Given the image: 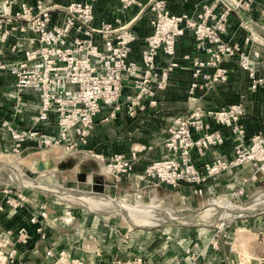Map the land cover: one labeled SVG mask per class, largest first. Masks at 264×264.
Masks as SVG:
<instances>
[{
  "label": "crops",
  "instance_id": "0c3cea01",
  "mask_svg": "<svg viewBox=\"0 0 264 264\" xmlns=\"http://www.w3.org/2000/svg\"><path fill=\"white\" fill-rule=\"evenodd\" d=\"M49 1L63 4L68 0ZM207 1L210 0H165L170 13H192L201 3ZM246 1L249 4L248 10H238L247 20L244 21L237 12L231 9L221 37L236 50L247 52L250 55L254 54L258 61L257 73L264 78V35L259 31L264 22V0ZM119 13L116 0H96L93 7V22L111 21L116 16L125 22L133 15L128 12L125 15L127 17H121ZM1 27L10 31L0 44L1 59L5 62L21 59L23 52L29 47L27 39L33 34L29 31L20 32L18 24L15 25L13 22L11 24L1 22ZM130 27L136 38L129 48L127 58L138 63L140 51L144 46L143 38L151 30L149 14L143 13L138 16ZM31 46H36V42ZM206 48L207 45L196 43L185 31L175 45L174 60L178 67L173 68L169 73L164 88L155 90L150 98H142L143 109L136 110L130 115L126 111V105L133 97L135 90L130 79L124 80L118 98L119 110L115 116L101 120L107 111V108L102 109L97 114L84 142L77 144L74 150H66L63 145L33 149V142L25 141L20 144L22 155L12 153L13 143L3 122L9 121L16 130L30 128L37 117L39 95L30 89L17 92L14 88V77L5 70L0 72V174L3 175V177L0 175V182H4L0 186V234L6 230L15 231L21 227L27 233V239L24 242H17L14 236H11L9 242L6 243L5 248L13 247L16 252L10 264H70L71 259H76L81 264H112L117 254L124 258L139 254L147 264H190L191 261L194 264H264V212L237 219L218 232L204 228H195L196 230L181 228L172 230L174 232L170 235H165L168 232H162L163 229L155 232L147 229H130L126 225L113 219L103 218L91 211L86 212L83 209L65 206L61 203V206L53 205L55 201L44 195L50 191V188H56L45 184H60L65 180L64 183L68 185L85 182L90 183L91 186H103L110 189L115 194V198L123 202L138 205L160 204L164 207L181 208L196 205L203 199L207 200L215 196L234 195L238 187L243 186L246 189L248 184L264 176V174L256 173V179H251L253 167L246 163L222 172L203 183L200 195L192 193V188L188 185L172 189L151 179L139 180L138 176L142 173L144 166L165 153L164 141L167 137V128L171 125L173 118L185 116L194 107L202 110H217L231 103H240L243 108L240 122L244 129L245 141L262 130L264 126V83L251 90L246 73L237 64L236 55L224 57L220 63L227 72L224 82H215L202 88L197 87L189 92V84L193 80L190 60L205 59ZM185 55L189 59H184ZM167 62V56L160 52L157 53L155 63L158 67ZM197 80L201 82L200 79ZM150 99L153 100L152 104L148 103ZM38 125L45 135L55 134L53 115L49 116L46 124ZM210 127L221 133L223 142L205 150L201 155H197L192 150L191 158L196 166L217 156L230 158L232 155V144L237 138L224 127L213 123ZM196 136L197 134H192L193 138ZM133 147L141 148V150L135 153L132 171L128 175L108 174L99 162L87 155V150H91L103 156L113 154L127 156ZM38 151L47 154V176L35 169L20 167L35 178L42 180L41 183L44 184L22 176L17 169L5 163L6 160L15 163L16 158ZM61 165H64V168H61ZM58 166L59 171L56 170ZM27 181L43 187L33 189L35 192L32 194L24 193L29 204L16 209L2 205V190L6 184L25 188L23 184ZM38 203L46 204L50 209H54L53 211L48 209L51 212H47L48 219L43 229V237L35 232L38 222H29L31 216L38 214L36 208ZM87 207L89 206H86V209H89ZM156 209L159 208L156 207ZM66 210L69 211L70 216L64 222ZM151 212L158 214L155 210ZM38 221L40 223L41 220ZM196 223L207 225L205 222ZM163 227L170 229L165 225ZM187 231H191L190 234ZM211 238L215 239V246L208 244ZM187 248L188 253L185 252ZM46 250H50V256L45 254ZM60 250L65 253L62 258L57 257V252ZM176 260L178 263H175Z\"/></svg>",
  "mask_w": 264,
  "mask_h": 264
},
{
  "label": "built area",
  "instance_id": "2783aa9c",
  "mask_svg": "<svg viewBox=\"0 0 264 264\" xmlns=\"http://www.w3.org/2000/svg\"><path fill=\"white\" fill-rule=\"evenodd\" d=\"M116 1L118 11L136 9L125 22L116 16L111 21L94 23L96 0H68L63 4L49 0H0V44L10 32L1 27V22H13L18 24L20 32L33 34L27 39L29 47L21 59L5 62L1 59L0 50V72L5 70L14 77L17 92L30 89L39 95L36 120L25 131L24 137L32 141L35 148L63 145L66 150L76 149L77 144L84 142L102 109L107 108V111L101 120L115 116L119 110L122 82L126 79L131 80L135 90L127 102V113L131 115L136 110H142L141 99L150 98L155 90L164 88L169 73L178 67L174 60L175 45L185 31L196 43L207 45L205 59L190 60L193 80L189 84V92L197 87L224 82L227 72L220 63L224 57L234 55L239 68L246 73L251 90L264 83L263 76L257 73V57L236 50L221 37L231 9L248 10L246 0H210L201 3L192 13H170L165 0ZM143 13L149 14L151 30L143 38L144 46L136 63L127 58L136 38L130 25ZM261 28L264 29V22ZM34 42L36 46H31ZM159 52L168 58V62L160 67L155 63ZM184 59L189 57L185 55ZM148 103L152 104L153 100ZM50 115H53L56 131L54 135H45L38 124H46ZM242 115L241 104L231 103L217 110L194 107L185 116L173 118L164 141L165 153L144 166L139 180L151 179L172 189L188 185L192 193L200 195L203 183L246 163L253 167L250 178L255 180L256 173L264 174V126L245 141L240 122ZM212 123L228 129L237 138L232 144V155L230 158L217 156L196 166L191 158L192 150L201 155L223 142L221 133L211 129ZM6 130L13 140L11 151L18 154L22 136L9 124ZM193 133L197 134L195 138ZM139 150L141 148L133 147L127 156H103L87 150V155L99 162L108 174L128 175L132 171L135 153ZM243 189V186L238 187L235 194L241 195ZM2 192V205L16 209L29 204L27 196L12 186H4ZM36 208L38 214L31 216L29 222H38L35 232L39 235L48 214L43 203H38ZM64 215L63 221L66 222L69 211L66 210ZM38 220H41L40 223ZM11 236L17 242L27 239L26 230L22 227L0 234V264H10L14 260L15 249L5 248ZM208 244L215 246V239L211 238ZM185 252L188 253L189 249ZM45 254L50 256V250H46ZM64 256L63 250L57 252L58 258ZM69 263L81 264L76 259L69 260ZM115 264H145V261L141 256L134 255ZM190 264H194L193 261Z\"/></svg>",
  "mask_w": 264,
  "mask_h": 264
},
{
  "label": "rangeland",
  "instance_id": "374dc122",
  "mask_svg": "<svg viewBox=\"0 0 264 264\" xmlns=\"http://www.w3.org/2000/svg\"><path fill=\"white\" fill-rule=\"evenodd\" d=\"M144 1V0H143ZM135 8H131L130 10H121L119 15L121 17H127L125 16L128 12H131L132 14L135 13ZM3 124L5 125V129H6V126L10 124L9 121H5L3 122ZM3 125V126H4ZM12 128H14L13 126H11ZM15 129V128H14ZM16 130V129H15ZM27 130V129H26ZM26 130H17L18 131V134L20 136H22V141L20 144H23L25 143V141H28L26 140L24 137H25V131ZM9 135V133H8ZM12 143H13V140L11 139ZM33 149H36L35 146ZM37 149H41V148H37ZM22 148L20 147L19 149V153L18 155H22ZM59 152H60V149H59ZM47 154H45V152H35V153H30V154H26L20 158H16L15 160V163H12V162H9L6 160L5 163L11 165V167L17 169L20 174L24 177H27L29 179H32L34 180L35 182L37 183H41L43 182L42 180H39L38 178H35V176H33L32 174H29L27 173L26 171H24L20 166H24V167H29L30 169H35L36 171H38L39 173H42V174H45L46 176L48 175L47 174V171H46V166L48 164V160L46 158ZM1 157V155H0ZM61 168H64V165H61L60 166ZM45 169V170H44ZM57 171H59V166L56 168ZM62 172H66V171H62ZM2 177L3 175L0 174ZM65 180L63 182H60V184H45V185H48V186H54L58 189H64V190H75V191H82V192H85V193H92L90 194V196H94V197H98V198H106V199H110L112 201L115 200V202H119L121 203L122 205L124 206H127V207H130V209H135L137 210L139 213L141 214H145V215H148V214H155V219L156 221H158L159 223L161 222V219L160 218H163L164 220H167V219H177V218H181V215L183 214H187L189 213V215H194L195 213L198 214V213H205V214H208V215H213L215 217L213 218H206L205 216H199V215H194L195 217H193L192 219L194 220H187L186 222L184 223H181V224H195V222H201V223H207L206 226H198V225H191V226H186V225H179V226H170V225H165L167 226V228H170V229H164V227L162 225H154V226H150V228H148L147 230L148 231H153L155 232L156 230H162V232H168V234L166 233L165 235H170L171 232H174L172 230H176V229H181L183 228L184 230L185 229H195V228H204L205 230H217L218 228H220L221 230L225 228V226H228L229 224H231L232 222H234L235 220L237 219H242L244 217H247V216H250V215H255L257 213H263L264 212V200L260 201L261 203H259V205L256 206V209L257 210H254L253 212L251 213H246V214H241L239 216H236L234 218H223L221 216L222 213L226 212L228 210V212H236V211H243L242 209H246L252 202H257L256 200L254 201V199L256 197H258L260 194L264 193V176H260L258 179H256V181H254L252 184H248L246 186V189L244 188L243 189V193L241 195H237V194H232V195H227V196H215V197H212V198H209V199H203L202 201H199L196 205H190V206H186V207H181V208H170L169 206H162L160 204L158 205H155V204H150V205H138V204H135V203H128V202H123L121 200H118L117 198H115V194H113V192H111L110 189H107L103 186H91L90 183H78L77 185H68V184H65L64 183ZM4 182H0V186H2ZM41 184H44V183H41ZM7 186H12L20 191H22L23 193H27V194H32L34 193L35 191L33 189H28V188H19L13 184H6ZM33 190V191H32ZM44 195L46 197H49V198H52L55 203H52L53 205H60V203L62 205H65V206H69V207H75V208H79V209H83L84 211L86 212H93V213H96L98 215H100L101 217L103 218H108V219H113L115 221H117L118 223L120 224H123V225H126L127 227H129L130 229H138V230H145L144 228H138V227H132L130 224H132L130 222L131 221H139L138 219L134 218V220L130 219L128 220L126 217H124L123 215L124 214H121V213H118L114 210H107V211H103V210H99V209H96V208H93V207H87L89 209H86V206L82 203H79L77 201H69V200H66V199H63V198H60L59 195L57 193H54V192H47V193H44ZM58 195V196H57ZM212 199V200H211ZM264 199V198H263ZM218 200H222L221 202H217ZM213 202L215 207H209L210 204H212ZM43 203H46L45 201H43ZM156 207H158L159 209L157 210ZM172 207V206H171ZM209 207V208H208ZM45 210L46 212H51L53 211L54 209H50V207H47V205L45 204ZM48 209H50L51 211H48ZM164 209V210H163ZM150 210L152 211H156L158 214L154 213V212H151ZM212 210V211H210ZM206 211V212H205ZM210 211V212H209ZM175 213V214H178L179 216L177 217H174L172 218L170 214H166V213ZM239 213V212H238ZM241 213V212H240ZM125 216H128V215H125ZM132 216V215H131ZM129 217V216H128ZM220 219H225L226 223H224L223 225L220 226V223L221 221H218ZM231 219V220H230ZM63 222V221H62ZM130 224H129V223ZM140 222V221H139ZM154 222V221H153ZM141 224H143L142 222H140ZM133 225V224H132ZM201 225H205V224H201ZM45 226V225H44ZM44 226L41 228L40 232H39V235H43L44 236ZM135 226V225H134ZM170 226V227H168ZM196 230V229H195ZM189 234L190 232L187 231ZM163 234V233H162ZM160 236H163L160 234ZM138 256H140L139 254H136ZM134 255H131L130 257H132ZM128 257V258H130ZM127 257L124 258V256L122 255H116L113 260H112V264H115L116 262H122L123 260H126L128 259ZM145 264H147L145 262Z\"/></svg>",
  "mask_w": 264,
  "mask_h": 264
},
{
  "label": "bare ground",
  "instance_id": "6f19581e",
  "mask_svg": "<svg viewBox=\"0 0 264 264\" xmlns=\"http://www.w3.org/2000/svg\"><path fill=\"white\" fill-rule=\"evenodd\" d=\"M31 182V181H30ZM29 181L25 182L23 184V187L25 188H29V189H41L43 187H41V185L37 184V183H30ZM51 192L57 193L60 197L69 200V201H77L79 203H82L86 206L89 207H93L99 210H103V211H107L109 209L114 210L118 213L124 214V215H128L129 218H136L138 219L140 222H142L143 224H141L139 221H131L129 218H127L128 220H130V222L135 225V226H145V225H150V224H155L158 226L159 222L156 221V217L155 214H141L133 209H130V207L124 206L119 202H115L112 201L110 199H106V198H98V197H94V196H90L87 195L85 193H81V192H77L75 190H62V189H58V188H50ZM57 195V196H58ZM264 193L260 194L258 197H256L254 199V201L256 200L257 202H252L246 209H242L243 211H236V212H228V210L224 213L221 214V216L223 218H234L236 216H239L241 214H246V213H251L256 209V206L259 205V203H261L260 201L264 200ZM209 207H215L214 202L212 204L209 205ZM151 211V210H150ZM239 212V213H238ZM241 212V213H240ZM166 214H170L172 218L179 216L178 214L175 213H166ZM132 215V216H131ZM194 215H201V216H205L206 218H213L215 216L213 215H208L205 213H198V214H194ZM194 215H189L187 214H183L181 215V218H177L174 220L179 221L180 223H184L187 220H194L192 219L193 217H195ZM127 216V217H128ZM161 222H164L165 220L163 218H160ZM168 220V219H167ZM231 220V219H230ZM154 221V222H153ZM218 221H221L220 226L223 225L224 223H226L225 219H220ZM154 226V225H153Z\"/></svg>",
  "mask_w": 264,
  "mask_h": 264
},
{
  "label": "water",
  "instance_id": "95a60500",
  "mask_svg": "<svg viewBox=\"0 0 264 264\" xmlns=\"http://www.w3.org/2000/svg\"><path fill=\"white\" fill-rule=\"evenodd\" d=\"M235 12H237L239 14V16L244 20L246 21V17L244 16V14L239 11L238 9H235V8H232ZM259 31L264 35V30L262 29H259ZM158 225H170V226H173V225H186V226H191V225H198V226H203L201 225L200 223H196V224H181L179 221L177 220H174V219H168V220H165L164 222L162 223H159ZM132 227H138V228H144V229H148L150 228V226H132Z\"/></svg>",
  "mask_w": 264,
  "mask_h": 264
}]
</instances>
